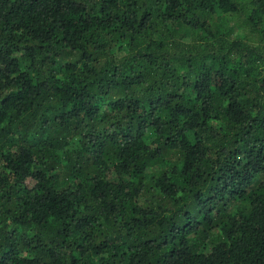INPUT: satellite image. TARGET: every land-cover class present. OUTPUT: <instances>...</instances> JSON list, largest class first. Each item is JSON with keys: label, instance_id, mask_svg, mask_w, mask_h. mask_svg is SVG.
I'll return each mask as SVG.
<instances>
[{"label": "trees", "instance_id": "1", "mask_svg": "<svg viewBox=\"0 0 264 264\" xmlns=\"http://www.w3.org/2000/svg\"><path fill=\"white\" fill-rule=\"evenodd\" d=\"M0 264H264V0H0Z\"/></svg>", "mask_w": 264, "mask_h": 264}, {"label": "rangeland", "instance_id": "2", "mask_svg": "<svg viewBox=\"0 0 264 264\" xmlns=\"http://www.w3.org/2000/svg\"><path fill=\"white\" fill-rule=\"evenodd\" d=\"M230 24H232V23L230 22ZM237 32H239V31H237Z\"/></svg>", "mask_w": 264, "mask_h": 264}]
</instances>
